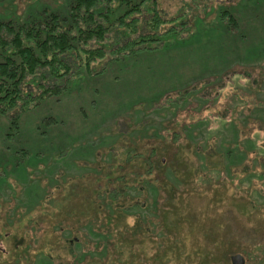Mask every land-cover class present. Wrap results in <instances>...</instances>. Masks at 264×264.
<instances>
[{
  "label": "rangeland",
  "instance_id": "1",
  "mask_svg": "<svg viewBox=\"0 0 264 264\" xmlns=\"http://www.w3.org/2000/svg\"><path fill=\"white\" fill-rule=\"evenodd\" d=\"M65 1L0 0V18L46 5L61 10ZM157 8L187 23L180 38L113 61L109 49L90 71L79 69L66 93L26 110L19 133L8 135L7 120L0 123V264H232L236 253L245 264H264V150L257 170L248 160L230 174L212 148L233 134L223 125L244 124L264 94V0H157ZM223 8L237 29L225 28ZM124 39L111 32L104 42ZM186 91V108H176ZM249 122L245 134L257 135L259 121ZM144 130L151 136H138ZM189 140L209 142L204 158L182 145ZM152 147L160 148L159 179L145 174ZM129 149L139 154L127 163ZM108 150L117 163L107 165ZM171 158L181 183L166 179ZM118 167L138 168L153 182L101 210L96 194Z\"/></svg>",
  "mask_w": 264,
  "mask_h": 264
},
{
  "label": "trees",
  "instance_id": "2",
  "mask_svg": "<svg viewBox=\"0 0 264 264\" xmlns=\"http://www.w3.org/2000/svg\"><path fill=\"white\" fill-rule=\"evenodd\" d=\"M65 3L64 9L61 10L46 5L36 11L28 10L24 15L16 14L9 18H0V123L3 119L7 120L8 135L20 132L21 117L26 110L35 107L40 103V99L43 100L47 96H59L66 93V88L71 80L76 79L79 69L85 67L90 71L94 62L106 58L109 49L110 53L114 54L112 61L118 60L124 54H130L135 49H157L159 45L150 46L148 43L163 44L165 39L178 38L187 25L182 17L166 20L161 10L157 8V0H66ZM219 12V19L227 30L237 29L238 24L231 10L223 8ZM179 19L182 20L177 23ZM168 23L170 25L163 28ZM111 32H117V34L121 32L125 39L107 45L104 41ZM75 60H78V63L74 69ZM47 77L56 80L57 83L48 87L44 86L41 79ZM30 84L40 88V92L33 93L28 88ZM187 93L188 91L184 92L177 101H173L181 102L175 106L176 108H186L190 98L188 94V97L184 99ZM261 95L263 96L258 98V105L254 104L256 107L252 109L253 113L247 115L240 113L247 116L244 124L238 127L232 123L230 126L223 125L224 130L230 128L233 134L224 142L221 141L223 144L218 145L221 149L214 145L212 147L217 155L222 156L223 165L227 167L230 174H233L234 168L247 164L248 160L253 162V169L257 170L259 167V158L262 155L260 153L264 150L262 145L264 142V94ZM183 99L184 102H182ZM175 111L173 109V113ZM250 119L259 121V128L255 129L257 135L255 133L250 135L249 132L245 134L249 129ZM200 123L203 122L186 124L183 127L186 129L183 135L189 136L192 130L200 126ZM145 131H141L138 136L150 137L148 131ZM154 135H158V132ZM178 139L179 137L174 135L173 145L179 141ZM186 144L193 146L192 153L195 152L201 159L205 156L203 152L211 147L207 140L196 142L189 140L182 143V145ZM153 150L157 154L152 155ZM159 150V147L155 149L152 147L149 149L150 156L143 157L147 165L145 174L156 173L157 176L159 168L162 167L158 160ZM106 154L107 165L111 163L110 160L117 163L113 150H108ZM138 154L136 151H128L126 162L128 163L130 157L133 158ZM174 164V158H171L170 163L163 165L166 166L164 170L169 176L165 175L166 179L172 184L181 183V179L175 176L176 164ZM202 166L208 168L207 164ZM118 168L116 170H121L119 175H112L113 172L109 171L106 188H103L106 192L99 191L100 193L96 194V201L101 206V210H113L120 200L126 202L129 198L134 199L143 195L144 192L149 191L150 183L153 182L147 175H142L138 168L130 169L129 172L121 167ZM157 177L160 178V176ZM154 188L160 189L157 185L152 187ZM135 207H138V204L129 206L127 209L133 211L136 210ZM15 264H19V261L16 260Z\"/></svg>",
  "mask_w": 264,
  "mask_h": 264
},
{
  "label": "water",
  "instance_id": "3",
  "mask_svg": "<svg viewBox=\"0 0 264 264\" xmlns=\"http://www.w3.org/2000/svg\"><path fill=\"white\" fill-rule=\"evenodd\" d=\"M232 264H245V258L242 254L236 253L231 256Z\"/></svg>",
  "mask_w": 264,
  "mask_h": 264
}]
</instances>
